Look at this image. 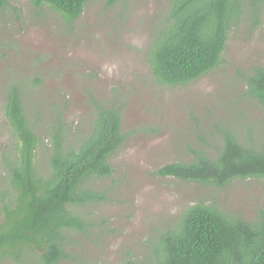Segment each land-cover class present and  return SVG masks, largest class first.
Returning a JSON list of instances; mask_svg holds the SVG:
<instances>
[{"label":"rangeland","instance_id":"374dc122","mask_svg":"<svg viewBox=\"0 0 264 264\" xmlns=\"http://www.w3.org/2000/svg\"><path fill=\"white\" fill-rule=\"evenodd\" d=\"M169 3L121 0L107 6L92 0L71 24L30 0H8L0 9L1 185L3 150L11 143L2 111L8 82L28 86L26 111L46 144L61 114L78 135L91 130L93 100L124 106L127 139L110 158L114 172L91 183L107 199L79 207L92 227L67 232L72 258L58 264H120L128 255L146 260L157 232L174 227L200 202L247 220L264 210V179L217 187L158 173L166 164L193 159L191 149L216 157L220 127L236 128L245 138L254 124L255 138L264 136V107L248 96L246 80L264 65V8L254 30L249 23L233 29L223 63L187 84L168 85L155 81L147 54ZM44 156L40 166L48 173Z\"/></svg>","mask_w":264,"mask_h":264},{"label":"trees","instance_id":"16d2710c","mask_svg":"<svg viewBox=\"0 0 264 264\" xmlns=\"http://www.w3.org/2000/svg\"><path fill=\"white\" fill-rule=\"evenodd\" d=\"M89 1L30 0L60 14L67 24ZM120 1L105 3L114 6ZM7 4L0 0V9ZM263 8L264 0H170L147 54L155 81L187 84L223 63L233 29L249 23L254 30ZM246 80L248 96L264 107V65L255 66ZM27 88L8 82L2 107L11 143L3 150L0 264H58L72 258L67 232L83 233L92 227L89 214L79 207L107 199L91 183L114 172L110 158L127 139L124 106L114 99L93 100L91 130L78 135L61 114L50 126L46 144L26 111ZM255 129L251 124L247 137L241 138L236 128L220 127L222 143L213 146L216 157L205 149H191L193 159L166 164L158 173L217 187L237 179H264V136L256 139ZM42 155L48 173L40 166ZM150 244L152 255L146 260L128 255L120 264H264V210L247 220L200 202L174 227L159 230Z\"/></svg>","mask_w":264,"mask_h":264}]
</instances>
